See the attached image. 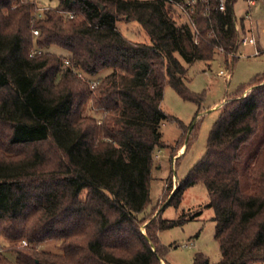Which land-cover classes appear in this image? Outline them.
I'll use <instances>...</instances> for the list:
<instances>
[{"label":"trees","instance_id":"1","mask_svg":"<svg viewBox=\"0 0 264 264\" xmlns=\"http://www.w3.org/2000/svg\"><path fill=\"white\" fill-rule=\"evenodd\" d=\"M237 1L225 0L221 11L220 0H196V34L177 27L163 0H57L41 17L37 0H0V243H9L0 264H163L160 231L206 207L222 258L197 254L194 264H264V73L225 100L203 158L157 218L145 215L155 153L168 146L165 86L198 99L188 66L215 60L220 48L235 52ZM122 18L151 42L126 37L116 26ZM34 48L42 52L30 56ZM88 76H100L98 84ZM87 103L100 119L84 113ZM183 135L179 149H188L195 134ZM199 184L204 208L163 217ZM23 240L28 246L17 244ZM47 242L60 252L39 248Z\"/></svg>","mask_w":264,"mask_h":264},{"label":"rangeland","instance_id":"2","mask_svg":"<svg viewBox=\"0 0 264 264\" xmlns=\"http://www.w3.org/2000/svg\"><path fill=\"white\" fill-rule=\"evenodd\" d=\"M37 3L40 7H55L57 0H37ZM166 5L172 8L170 14L177 27L187 26L193 30L190 11L187 13L171 1L166 2ZM235 13L236 27L240 33L235 52L227 54L219 49L215 60L205 62L195 60L188 66L187 84L194 97L198 99H184L171 85L165 86L162 108L170 118L163 123L162 132L163 141L168 146L155 153L153 179L150 184L151 205L145 215L152 214L157 218L180 180L185 179L190 170L203 158L210 132L220 117L225 100L239 95L256 76L264 73V0H255L254 4L248 0H238L235 4ZM116 26L126 37L134 41L151 42L146 30L136 21L122 18ZM249 35H254L256 45H243L240 42ZM257 49L259 53L255 52ZM49 50L60 55L65 54V51L57 46H52ZM221 70L230 72V77L219 75ZM99 77L87 78L97 81ZM249 91L250 89L242 96ZM84 113L95 115L99 119L102 116L99 111L94 110L91 103H87ZM182 133L184 137L195 134L187 143L188 149L187 146L179 149L178 139ZM167 181L171 182L172 190L163 198ZM207 201V191L202 184L190 187L181 205L178 208L168 206L163 212V217L176 218L184 208L196 211L198 208H204ZM212 217L213 209L206 207L200 217L160 231V242L167 247L165 260L168 264H194V257L197 254H204L211 262L221 260L219 243L215 238L216 223ZM142 229L145 231V226ZM1 243L9 244L3 239ZM39 248L60 252L57 243L54 242L41 244ZM166 262L162 263L167 264Z\"/></svg>","mask_w":264,"mask_h":264},{"label":"built area","instance_id":"3","mask_svg":"<svg viewBox=\"0 0 264 264\" xmlns=\"http://www.w3.org/2000/svg\"><path fill=\"white\" fill-rule=\"evenodd\" d=\"M166 2L168 1H171L173 4L176 5V7H180L182 9H184L185 11H187V13L191 10L190 8H192V6L196 3V0H163ZM250 3H253L252 0H249ZM48 7H43V6H39L36 13H35V16L37 17H41L43 16V13L44 11L47 9ZM220 10L221 11H225V0H220V6H219ZM67 15L69 17H71L73 15V13L69 12L67 13ZM247 17H249V15L247 14ZM237 29L239 30V28L237 27ZM193 30L194 32H196V34H199L197 28L194 26L193 27ZM39 34V31L36 29L34 30V35H38ZM243 45H248V44H251V45H256V38L254 37V35H249V36H246L242 39V41H240ZM220 50L223 52L224 49L223 48H220ZM42 52L41 49L39 48H34L30 51V56H34V55H37V54H40ZM256 53H259V50L257 49L255 51ZM65 63H68V61L66 60ZM78 74L81 76V77H85L86 75L83 73V72H78ZM219 75H223L225 76L226 78H229L230 77V72H227L226 70H221L219 72ZM91 82V85L92 86H96L98 84V80L97 81H90ZM19 246H28V242L26 240H23L21 242L18 243ZM4 246L5 244H2L0 243V252L4 251Z\"/></svg>","mask_w":264,"mask_h":264},{"label":"crops","instance_id":"4","mask_svg":"<svg viewBox=\"0 0 264 264\" xmlns=\"http://www.w3.org/2000/svg\"><path fill=\"white\" fill-rule=\"evenodd\" d=\"M255 3V0L253 1V3L252 4H254ZM181 152H183V151H181Z\"/></svg>","mask_w":264,"mask_h":264},{"label":"water","instance_id":"5","mask_svg":"<svg viewBox=\"0 0 264 264\" xmlns=\"http://www.w3.org/2000/svg\"><path fill=\"white\" fill-rule=\"evenodd\" d=\"M155 250V249H154Z\"/></svg>","mask_w":264,"mask_h":264}]
</instances>
